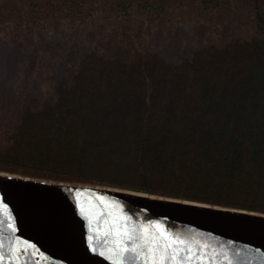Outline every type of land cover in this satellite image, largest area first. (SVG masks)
<instances>
[{"label":"trees","instance_id":"trees-1","mask_svg":"<svg viewBox=\"0 0 264 264\" xmlns=\"http://www.w3.org/2000/svg\"><path fill=\"white\" fill-rule=\"evenodd\" d=\"M185 23L208 42L170 64L151 40ZM61 30L121 51H71L0 138V172L264 214V0H0V38Z\"/></svg>","mask_w":264,"mask_h":264},{"label":"water","instance_id":"water-1","mask_svg":"<svg viewBox=\"0 0 264 264\" xmlns=\"http://www.w3.org/2000/svg\"><path fill=\"white\" fill-rule=\"evenodd\" d=\"M128 193L140 192L0 172V264H115L113 221L123 229L125 217L202 247L204 264H264V214ZM132 255L126 264H142Z\"/></svg>","mask_w":264,"mask_h":264},{"label":"rangeland","instance_id":"rangeland-1","mask_svg":"<svg viewBox=\"0 0 264 264\" xmlns=\"http://www.w3.org/2000/svg\"><path fill=\"white\" fill-rule=\"evenodd\" d=\"M206 28L193 23L176 24L158 39L154 34L152 50L168 63H178L208 42ZM36 61L30 69V51ZM96 49L106 58L120 53L118 44L108 34L45 32L42 39L31 41L0 38V138L18 122V114L32 98L42 99L56 82L67 76V57L72 60Z\"/></svg>","mask_w":264,"mask_h":264},{"label":"snow or ice","instance_id":"snow-or-ice-1","mask_svg":"<svg viewBox=\"0 0 264 264\" xmlns=\"http://www.w3.org/2000/svg\"><path fill=\"white\" fill-rule=\"evenodd\" d=\"M125 221L123 229L116 226V221H113L115 238L112 241L113 248L109 251L116 253L115 264H126L125 253L133 254L128 258L131 261H139L143 258L142 264H204L205 255L202 247H197L194 252L195 245L170 234L158 222L157 231H150L143 225L130 228L127 217ZM109 234L110 232L106 231L105 236ZM105 243H108L107 239ZM0 259H2V253H0ZM207 259L208 264H216L214 257L210 256Z\"/></svg>","mask_w":264,"mask_h":264},{"label":"bare ground","instance_id":"bare-ground-1","mask_svg":"<svg viewBox=\"0 0 264 264\" xmlns=\"http://www.w3.org/2000/svg\"><path fill=\"white\" fill-rule=\"evenodd\" d=\"M129 195H133V196H135V197H139V196H145L144 194H140V193H128ZM155 198V197H154Z\"/></svg>","mask_w":264,"mask_h":264}]
</instances>
